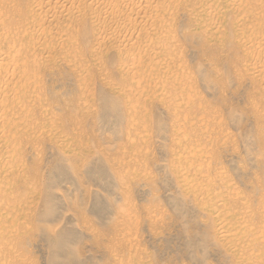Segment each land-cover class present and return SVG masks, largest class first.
<instances>
[{
  "label": "rangeland",
  "instance_id": "374dc122",
  "mask_svg": "<svg viewBox=\"0 0 264 264\" xmlns=\"http://www.w3.org/2000/svg\"><path fill=\"white\" fill-rule=\"evenodd\" d=\"M64 1L0 0V264H264V0Z\"/></svg>",
  "mask_w": 264,
  "mask_h": 264
},
{
  "label": "bare ground",
  "instance_id": "6f19581e",
  "mask_svg": "<svg viewBox=\"0 0 264 264\" xmlns=\"http://www.w3.org/2000/svg\"><path fill=\"white\" fill-rule=\"evenodd\" d=\"M65 1L68 2V0H65ZM65 1H64V2H65ZM72 1H73V0H72ZM98 1H100V0H98ZM102 1H103V0H101V2H102ZM128 1H129V0H128ZM231 2H232V1H231ZM235 2H236V1H235ZM235 2H234V3H235ZM102 3H103V2H102ZM104 3H105V2H104ZM106 3H107V1H106ZM110 3H112V2H110ZM128 3H129V2H128ZM107 4H108V3H107ZM116 4H117V3H116ZM119 4H120V2H119ZM136 4H137V3H136ZM62 5H63V4H62ZM62 5H61V6H62ZM97 5H98V4H97ZM103 5H104V4H103ZM110 5H111V4H110ZM112 5H113V4H112ZM132 5H133V3H132ZM65 6H66V5H65ZM100 6H101V5H100ZM127 6H128V5H127ZM135 6H136V5H135ZM138 6H139V5H138ZM102 7H103V6H102ZM131 7H132V6H131ZM145 7H147V6H145ZM105 8H107V7L105 6ZM127 8H128V7H127ZM135 8H136V7H135ZM101 9H102V8H101ZM110 9H112V8H110ZM139 9H140V8H139ZM98 10H100V9H98ZM105 10H106V9H105ZM105 10H104V11H105ZM104 11H103V12H104ZM110 11H111V10H110ZM110 11H109V12H110ZM113 11H114V10H113ZM132 11H133V10H132ZM136 11H137V10H136ZM98 12H99V11H98ZM129 12H130V11H129ZM99 13H101V12H99ZM99 13H97V14H99ZM105 13H106V12H105ZM135 13H136V12H135ZM101 15H102V14H101ZM105 15H106V14H105ZM105 15H104V17H105ZM108 15H109V14H108ZM111 15H113V14H111ZM109 18H110V17H109ZM121 19H122V18H121ZM116 20H117V19H116ZM119 20H120V19H119ZM151 20H152V19H151ZM121 21H122V20H121ZM132 21H133V20H132ZM134 21H135V20H134ZM142 21H143V20H142ZM142 21H141V22H142ZM112 22H113V21H112ZM138 22H140V21H138ZM113 23H114V22H113ZM121 23H122V22H121ZM124 23H125V22H124ZM117 24H118V23H117ZM132 24H133V23H132ZM211 24H212V23H211ZM123 25H124V24H123ZM209 25H210V24H209ZM114 26H115V25H114ZM126 27H127V26H126ZM117 29H118V27H117ZM124 31H125V30H124ZM104 35H105V34H104ZM108 35H109V34H108ZM109 36L111 37V35H109ZM102 38H103V37H102ZM108 39H109V38H108ZM103 40H105V39L103 38ZM103 40H102V41H103ZM255 42H256V41H255ZM252 43H253V42H252ZM258 43H261V42H258ZM142 45H143V44H142ZM257 45H260V44H257ZM255 47H256V46H255ZM257 47H258V46H257ZM132 48H133V47H132ZM137 49H138V46H137ZM145 49H146V48H145ZM247 49H248V48H247ZM262 49H263V48H262ZM128 50H129V49H128ZM126 51H127V50H126ZM136 52H137V51H136ZM139 52H140V50H139ZM262 52H263V50H262ZM143 53H144V51H143ZM155 55H156V54H155ZM254 55H255V54H254ZM254 55H252V56H254ZM152 56H153V55H152ZM257 56H258V55H257ZM254 57H255V56H254ZM252 59H253V58H252ZM154 60H155V59H154ZM165 66H166V65H165ZM250 67H251V66H250ZM157 68H158V67H157ZM166 68H167V67H166ZM170 68H171V67H170ZM255 68H256V67H255ZM257 68H258V67H257ZM258 69H259V68H258ZM165 70H166V69H165ZM256 71H257V70H256ZM259 72L262 73L261 71H259ZM255 73H256V72H255ZM134 80H136V78H135ZM132 81H133V80H132ZM178 163H179V162H178ZM175 164H176V163H175ZM4 166H5V165H4ZM186 178H187V177H186ZM209 201H210V200H209ZM217 203H218V202H217ZM215 209H216V208H215ZM219 212H220V211H219ZM222 213H223V211H222ZM218 223H219V222H218ZM221 225H222V224H221ZM221 225H220V226H221ZM223 225H224V224H223ZM220 226H219V227H220ZM222 229H223V228H222ZM227 230H228V229H227ZM220 232H221V234H222V233H225L223 230H221ZM226 233H227V232H226ZM229 234H230V232H229ZM229 234H228V235H229ZM226 236H227V235H226ZM221 238H222V237H221ZM229 238H230V237H229ZM226 240H227V239H226ZM237 243H238V242H237ZM233 249H234V248H233ZM252 254H253V253H252ZM0 262H1V261H0ZM1 263H2V262H1Z\"/></svg>",
  "mask_w": 264,
  "mask_h": 264
},
{
  "label": "snow or ice",
  "instance_id": "6c2138e0",
  "mask_svg": "<svg viewBox=\"0 0 264 264\" xmlns=\"http://www.w3.org/2000/svg\"><path fill=\"white\" fill-rule=\"evenodd\" d=\"M56 225H58V224H56Z\"/></svg>",
  "mask_w": 264,
  "mask_h": 264
}]
</instances>
